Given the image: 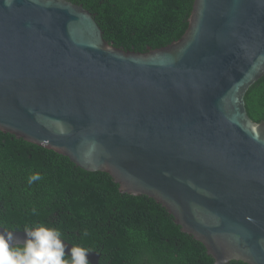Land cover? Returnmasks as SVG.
I'll use <instances>...</instances> for the list:
<instances>
[{
  "label": "water",
  "instance_id": "water-1",
  "mask_svg": "<svg viewBox=\"0 0 264 264\" xmlns=\"http://www.w3.org/2000/svg\"><path fill=\"white\" fill-rule=\"evenodd\" d=\"M263 75L264 0H193L146 52L71 0H0V131L154 199L214 264H264V120L244 100Z\"/></svg>",
  "mask_w": 264,
  "mask_h": 264
},
{
  "label": "trees",
  "instance_id": "trees-1",
  "mask_svg": "<svg viewBox=\"0 0 264 264\" xmlns=\"http://www.w3.org/2000/svg\"><path fill=\"white\" fill-rule=\"evenodd\" d=\"M71 1L92 14L107 42L135 52L179 39L193 3ZM244 100L249 117L263 121L264 75ZM34 173L41 179L29 184ZM40 223L59 229L72 245L98 253L99 264H214L203 244L182 232L154 199L122 193L108 173L84 170L62 154L0 131V226L24 230Z\"/></svg>",
  "mask_w": 264,
  "mask_h": 264
},
{
  "label": "clouds",
  "instance_id": "clouds-1",
  "mask_svg": "<svg viewBox=\"0 0 264 264\" xmlns=\"http://www.w3.org/2000/svg\"><path fill=\"white\" fill-rule=\"evenodd\" d=\"M40 179V174L34 173L28 177V183ZM24 231L22 241L11 230L0 232V264H90L87 259L90 250L81 246L72 245L69 253H65L59 229L40 223Z\"/></svg>",
  "mask_w": 264,
  "mask_h": 264
}]
</instances>
